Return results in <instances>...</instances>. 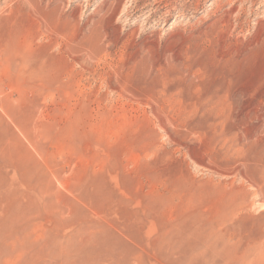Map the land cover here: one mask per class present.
Here are the masks:
<instances>
[{
    "label": "rangeland",
    "instance_id": "374dc122",
    "mask_svg": "<svg viewBox=\"0 0 264 264\" xmlns=\"http://www.w3.org/2000/svg\"><path fill=\"white\" fill-rule=\"evenodd\" d=\"M28 1L0 0V264H264V0Z\"/></svg>",
    "mask_w": 264,
    "mask_h": 264
},
{
    "label": "bare ground",
    "instance_id": "6f19581e",
    "mask_svg": "<svg viewBox=\"0 0 264 264\" xmlns=\"http://www.w3.org/2000/svg\"><path fill=\"white\" fill-rule=\"evenodd\" d=\"M24 1H26V0H24ZM27 1H28V0H27ZM29 1H30V0H29ZM29 1H28V2H29ZM24 3H25V2H24ZM31 4H32V3H31Z\"/></svg>",
    "mask_w": 264,
    "mask_h": 264
}]
</instances>
